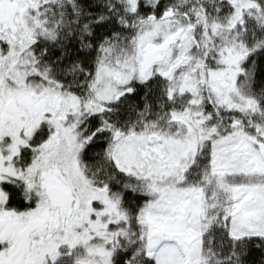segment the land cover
I'll return each instance as SVG.
<instances>
[{"label": "snow or ice", "instance_id": "1", "mask_svg": "<svg viewBox=\"0 0 264 264\" xmlns=\"http://www.w3.org/2000/svg\"><path fill=\"white\" fill-rule=\"evenodd\" d=\"M0 264H264V0H0Z\"/></svg>", "mask_w": 264, "mask_h": 264}]
</instances>
